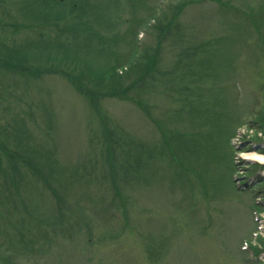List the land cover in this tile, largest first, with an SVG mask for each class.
<instances>
[{
    "label": "rangeland",
    "instance_id": "1",
    "mask_svg": "<svg viewBox=\"0 0 264 264\" xmlns=\"http://www.w3.org/2000/svg\"><path fill=\"white\" fill-rule=\"evenodd\" d=\"M1 55L0 264H264V0H0Z\"/></svg>",
    "mask_w": 264,
    "mask_h": 264
},
{
    "label": "trees",
    "instance_id": "2",
    "mask_svg": "<svg viewBox=\"0 0 264 264\" xmlns=\"http://www.w3.org/2000/svg\"><path fill=\"white\" fill-rule=\"evenodd\" d=\"M22 66V67H20ZM133 66V65H132ZM0 67H6L8 69L11 68V70H16V71H19L21 73L20 70H25V72H27L29 70V66L28 64H26L24 62V60L22 59H18V58H12V57H9V56H0ZM64 72H66V76L69 78V80L73 83L74 87L79 91L81 92L84 96H86L87 98L91 99V100H97V99H100L102 97H105V96H110V97H119V96H125L126 94H129V91L132 89V88H135L138 84V82L140 81V77L137 78V80H135L131 85L125 87L121 81H114L112 86L110 87V89L108 88H101V89H98V90H94L95 92H93L92 89H89L86 85H85V81L83 82L81 80V76L79 77L78 75H72V73H69L65 70H62ZM117 70H115L114 72L119 75L118 72H116ZM31 74H35V73H46V74H51L52 70H42V71H32L31 70ZM25 73H22V75H24ZM103 73H101L100 75H102ZM65 75V74H64ZM114 76V75H113ZM104 78V76L101 78V80ZM85 79H86V75H85ZM119 82V84H118ZM103 89V90H102ZM101 90V92H100ZM128 97V95H126ZM1 151V149H0ZM6 154V153H5ZM8 157H9V154L7 153L6 154ZM1 162V160H0Z\"/></svg>",
    "mask_w": 264,
    "mask_h": 264
},
{
    "label": "bare ground",
    "instance_id": "3",
    "mask_svg": "<svg viewBox=\"0 0 264 264\" xmlns=\"http://www.w3.org/2000/svg\"><path fill=\"white\" fill-rule=\"evenodd\" d=\"M248 158H251V159H255V160L264 162V156H260V155H256V154H250V155H248Z\"/></svg>",
    "mask_w": 264,
    "mask_h": 264
}]
</instances>
